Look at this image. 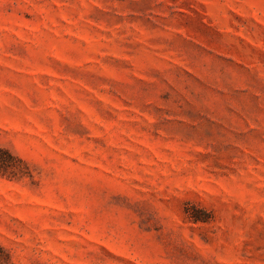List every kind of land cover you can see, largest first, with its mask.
<instances>
[{
  "label": "rangeland",
  "instance_id": "374dc122",
  "mask_svg": "<svg viewBox=\"0 0 264 264\" xmlns=\"http://www.w3.org/2000/svg\"><path fill=\"white\" fill-rule=\"evenodd\" d=\"M0 264H264V0H0Z\"/></svg>",
  "mask_w": 264,
  "mask_h": 264
}]
</instances>
